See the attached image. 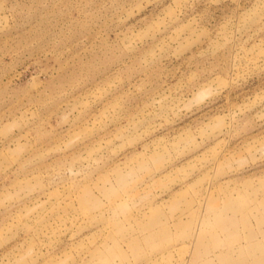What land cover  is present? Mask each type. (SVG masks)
<instances>
[{
    "label": "rangeland",
    "instance_id": "rangeland-1",
    "mask_svg": "<svg viewBox=\"0 0 264 264\" xmlns=\"http://www.w3.org/2000/svg\"><path fill=\"white\" fill-rule=\"evenodd\" d=\"M0 264H264V0H0Z\"/></svg>",
    "mask_w": 264,
    "mask_h": 264
}]
</instances>
